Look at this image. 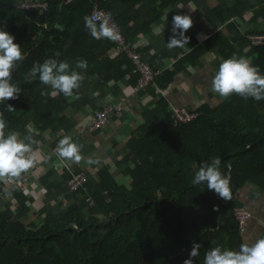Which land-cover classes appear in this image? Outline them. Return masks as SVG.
<instances>
[{
	"label": "trees",
	"instance_id": "1",
	"mask_svg": "<svg viewBox=\"0 0 264 264\" xmlns=\"http://www.w3.org/2000/svg\"><path fill=\"white\" fill-rule=\"evenodd\" d=\"M22 1L0 0V28L12 34L24 52L12 73V82L21 92L0 103V112L7 121L6 133L36 128L38 132L29 135L35 147L36 140L50 129L57 134L56 145L62 138L60 130L67 132L77 123L75 112L97 108L103 96L98 84L118 80L123 64L131 68L124 54L105 55V44L111 41L94 39L84 26V17L98 7L111 13L120 26L132 22L126 36L130 39L148 30L160 10L152 8V14L135 26L140 7H134L144 0H124V12H133L127 17L111 3L119 0H45L42 13L21 8ZM157 1L160 9L171 0ZM258 14L264 17V12ZM57 24L62 29L54 27ZM244 40L250 62L264 74V45L252 46ZM47 58L66 61L72 68L78 59L87 60L86 69H77L83 79L70 103L60 92L53 95L38 74L32 75V67ZM176 68L164 70L167 81ZM158 78L155 81L162 87ZM136 80L132 73V85ZM6 103L14 109L7 111ZM197 111L195 119L174 124L168 103L159 97L153 108L140 113L141 121L126 144L128 152L116 163L119 173L129 180H117L106 166L100 168L94 191L89 193L91 203L47 214L40 226H26L18 220L26 211V199L30 202L31 198L24 190L13 192L19 208L0 211V264H110L111 256L105 255L106 259L102 254V243L108 238L112 242L104 245L106 250L111 251L113 243L137 264H183L194 241L201 245L194 264H203L205 252L217 245L238 249L242 239L233 214L239 205L235 192L246 183L264 187V100L232 94L214 107L204 104ZM216 157L228 164L223 173L230 178L228 200L206 184H192L201 163Z\"/></svg>",
	"mask_w": 264,
	"mask_h": 264
},
{
	"label": "crops",
	"instance_id": "2",
	"mask_svg": "<svg viewBox=\"0 0 264 264\" xmlns=\"http://www.w3.org/2000/svg\"><path fill=\"white\" fill-rule=\"evenodd\" d=\"M111 3L116 9L122 10L123 16L133 15L132 11L124 12V0ZM158 5L157 0H144L135 5V9L140 7V15L134 21L135 26H139L143 19L151 15L154 7L155 10H160L159 17L149 24L148 30H142L127 40L158 73L163 86H159L157 82L156 84L162 93H155L152 88H148L132 96L135 84L132 85L131 82L132 64L124 55L131 64L130 70L123 64L117 74L118 80L98 84V93L103 96L98 99L94 110L120 102L121 97L130 99L131 105L121 112L110 113L106 125L93 132L74 136L77 125L88 123L93 115L94 110L86 109L73 114L77 122L74 127L67 132L60 130L62 138L69 136L74 143L80 145L81 159L78 162L59 157L56 152L57 144L53 145L57 134L50 129L45 130L42 137L36 140V146L31 144L30 154L34 157V165L22 173L27 178V185L23 190L31 198L30 202L26 199V211L21 212L18 219L24 225L40 226L47 214L70 210L86 201L91 203L89 193L94 191L98 181L97 172L102 167L106 166L115 179L127 182L129 177L119 173L116 163L128 152L126 144L141 121L140 113L153 108L159 97L168 103L170 118L173 107L197 110L204 104L210 107L218 105L225 98L212 90L211 80L219 63L234 54L251 60V56L246 55L248 49L244 39L247 33L264 29V17L258 14L264 12V0H171L160 9ZM177 13L188 14L193 20L185 33L189 36V41L183 48L168 49L165 43L173 35L171 18ZM131 24L132 22L129 23ZM129 25L122 26L126 36ZM161 25H164L163 28ZM105 46L108 58H115L119 54L112 41ZM174 67H177L176 73L167 81L162 73ZM151 91L154 93L151 94ZM66 99L70 103L74 97ZM71 112L68 111V114ZM31 132L38 131L28 127L24 133L18 134L25 138ZM227 168L228 164L225 162L220 165L222 173ZM76 171L85 172L86 181L78 189L69 190L67 180ZM2 179L0 178V184ZM15 191L20 190H12L7 196L0 192V211L6 207L11 210L19 208V201L17 203L12 195ZM235 198L239 205L251 213V218L241 231L242 242H254L264 236V187L246 183L236 190Z\"/></svg>",
	"mask_w": 264,
	"mask_h": 264
},
{
	"label": "clouds",
	"instance_id": "3",
	"mask_svg": "<svg viewBox=\"0 0 264 264\" xmlns=\"http://www.w3.org/2000/svg\"><path fill=\"white\" fill-rule=\"evenodd\" d=\"M193 20L188 14H174L171 18V32L165 46L168 49L183 48L188 44L189 36L185 33L191 27ZM84 26L94 39L107 38L118 41L121 34L112 22L111 13L102 16L86 15ZM164 25H161L163 28ZM61 28V25H54ZM58 55V54H57ZM24 58L21 45L15 42L14 36L0 28V103L7 102L9 98H17L21 90L12 82L13 70L18 62ZM88 62L78 59L75 68L66 61H58L55 58L44 59L42 63L34 65L32 75L38 74L39 81L49 85L56 92L65 97L78 95L74 90L79 89L83 74L77 69H86ZM211 88L221 98H228L237 94L243 98L264 100V74L257 65L243 56H236L221 60L215 75L211 80ZM7 111L14 109L10 103L5 104ZM7 121L0 112V178L18 177L27 172L35 163L32 152L31 136L21 138L16 131L5 132ZM27 141V142H26ZM80 145L74 143L69 136L61 138L56 146L57 155L61 158L79 161L81 155ZM221 159L216 157L211 162H202L192 178V184H206L208 189L215 191L221 198L231 199L232 191L230 178L220 170ZM199 242H193L188 258L183 264H194L193 258L200 255ZM203 264H264V236L254 242H242L238 249H229L217 245L210 248L204 254Z\"/></svg>",
	"mask_w": 264,
	"mask_h": 264
},
{
	"label": "built area",
	"instance_id": "4",
	"mask_svg": "<svg viewBox=\"0 0 264 264\" xmlns=\"http://www.w3.org/2000/svg\"><path fill=\"white\" fill-rule=\"evenodd\" d=\"M20 7L28 10L35 9L39 13H42L47 7V2L45 0H23ZM103 14H106V12L98 7H93L89 12V15L102 16ZM112 22H114L116 28L121 34V38L118 41L111 40L112 44L114 45L116 52L123 53L131 61L132 72L137 75V80L132 87L131 95L133 96L135 93L141 90H146L147 88H152L155 93H162L161 88L155 81L158 73L151 68L143 55L127 40L122 26L113 19ZM246 39L249 45H264V32L247 33ZM130 105V99L121 97L120 102L102 106L93 112L88 123L77 125L74 136L84 135L105 126L110 113L121 112ZM198 115L199 113L197 110H189L185 107L171 108V119L174 124L193 120ZM86 178V174L83 171L72 172L67 180V187L69 190H76L83 185ZM26 185L27 178L24 174H21L18 177H5L1 181L0 192L3 196H7L10 191L23 190ZM233 214L238 221L240 231H242L245 223L251 218V213L244 206L238 205L233 208Z\"/></svg>",
	"mask_w": 264,
	"mask_h": 264
},
{
	"label": "rangeland",
	"instance_id": "5",
	"mask_svg": "<svg viewBox=\"0 0 264 264\" xmlns=\"http://www.w3.org/2000/svg\"><path fill=\"white\" fill-rule=\"evenodd\" d=\"M111 241L110 238H108L106 241H104L102 243V254L104 256V258L107 259V256H111V261L109 262L110 264H137L136 261L128 256H124L122 254H120V252L117 250V248L115 247V245H113L112 243V250H106V245ZM112 242V241H111ZM105 245V246H104ZM110 247V246H109Z\"/></svg>",
	"mask_w": 264,
	"mask_h": 264
}]
</instances>
